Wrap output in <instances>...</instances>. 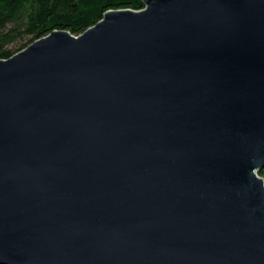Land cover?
I'll return each mask as SVG.
<instances>
[{
    "label": "water",
    "instance_id": "water-1",
    "mask_svg": "<svg viewBox=\"0 0 264 264\" xmlns=\"http://www.w3.org/2000/svg\"><path fill=\"white\" fill-rule=\"evenodd\" d=\"M0 58V264H264V0H141Z\"/></svg>",
    "mask_w": 264,
    "mask_h": 264
},
{
    "label": "trees",
    "instance_id": "trees-1",
    "mask_svg": "<svg viewBox=\"0 0 264 264\" xmlns=\"http://www.w3.org/2000/svg\"><path fill=\"white\" fill-rule=\"evenodd\" d=\"M141 7V0H0V58L52 29L78 34L106 9ZM17 39L25 40L11 46ZM256 172L264 178V164Z\"/></svg>",
    "mask_w": 264,
    "mask_h": 264
},
{
    "label": "rangeland",
    "instance_id": "rangeland-1",
    "mask_svg": "<svg viewBox=\"0 0 264 264\" xmlns=\"http://www.w3.org/2000/svg\"><path fill=\"white\" fill-rule=\"evenodd\" d=\"M24 40L25 39H17L13 44H11V46H17L18 44L22 43Z\"/></svg>",
    "mask_w": 264,
    "mask_h": 264
}]
</instances>
